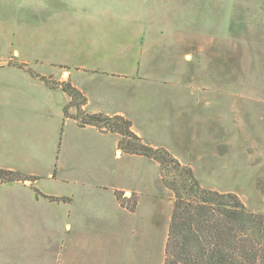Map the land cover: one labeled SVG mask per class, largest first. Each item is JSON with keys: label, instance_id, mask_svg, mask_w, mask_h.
Instances as JSON below:
<instances>
[{"label": "rangeland", "instance_id": "rangeland-1", "mask_svg": "<svg viewBox=\"0 0 264 264\" xmlns=\"http://www.w3.org/2000/svg\"><path fill=\"white\" fill-rule=\"evenodd\" d=\"M91 11L98 15H86ZM150 15L157 18L158 32L135 34L137 28L132 23L144 16L147 26ZM121 18L118 24L114 22ZM86 27L98 31L84 32ZM112 27L125 31L116 34ZM170 29L171 33L163 32ZM117 53L121 56L114 57ZM0 60L9 61L0 66V108L11 77L19 79L26 73L41 84L40 76H32L28 68L51 81H70L72 85L78 82L83 90L74 86L87 100L82 79L85 75H94L98 80L107 77L109 89L130 96L138 91L155 92L158 99L166 96V101L178 96L182 100L178 104L180 117L169 120L174 122L175 137L168 139L170 147H158L167 148L190 165L205 188L235 192L250 210L264 212V0H108L76 6L58 1L0 0ZM13 62L27 67L20 68ZM43 83L46 105L37 139L20 145L3 144L5 115L0 113V167L5 162L18 161L21 171L40 177L37 182L16 184L32 187H27L30 199L36 186L43 190L37 196L46 202L64 201H51L43 195L73 201L71 211L76 213L90 214L92 210H86V205L111 204L113 196L117 198L116 192L122 195L120 201L116 199L118 203L130 212H136L139 203L155 205V233L151 221L150 239L144 233L135 234L126 237L125 244L133 245L143 264H164L175 196L164 185L158 162L154 161L158 165L155 169L150 165L141 172L151 183L150 192L135 188L139 186L133 190L113 187L120 178L119 171L123 170L122 180L128 182L141 167L114 156L111 136L81 134L72 124L63 126L62 131L66 93ZM69 100L68 97L66 104ZM137 100H151L150 109L140 111L139 117L155 114L157 99ZM87 105L88 102L83 108L90 112ZM70 112L75 113V109ZM41 113L39 106V118ZM156 116V122L164 123L163 112ZM35 117L36 114L14 113L12 123L14 128H21L26 119ZM124 117L131 120L134 131L131 116ZM147 132L144 131L146 135ZM116 135L120 140L121 136ZM106 167L109 174L103 173ZM4 196V188L0 187V199ZM132 205L134 210L130 209ZM53 209L55 216L41 222L17 223L21 220L7 216L4 202L0 201V264H43L61 243L70 241L80 221L76 225L74 217L67 218L69 208L63 203L55 204ZM20 211H16L17 216ZM140 213L148 211L141 209ZM82 228L88 231L92 226ZM94 233L96 237L101 235L99 229Z\"/></svg>", "mask_w": 264, "mask_h": 264}, {"label": "crops", "instance_id": "crops-1", "mask_svg": "<svg viewBox=\"0 0 264 264\" xmlns=\"http://www.w3.org/2000/svg\"><path fill=\"white\" fill-rule=\"evenodd\" d=\"M24 1H36V2H48V1H58L63 3H75V6L78 5V3H86V2H98V1H108V0H24ZM91 11V13L87 12L86 15L95 14L98 15L97 12ZM94 16H90V18H93ZM88 19V17L86 16ZM123 21L121 19H117L114 21L118 24V22ZM131 23V22H130ZM145 23V17L140 16L138 17L134 23L136 25V30H134L135 34H142V33H148V34H155V32H158L157 28V18L156 16H151L146 21L147 26L144 25ZM87 29L84 30V32H92L95 33L98 30L94 28L86 27ZM115 27H112L111 31L116 34H123V30L114 29ZM138 28H141L140 30ZM107 30V29H106ZM78 32V31H77ZM163 32L171 33L172 30H164ZM105 48V47H104ZM100 49H103V46L100 47ZM112 50V48H109ZM113 52V50H112ZM114 53V52H113ZM121 56L120 53L114 54V57ZM96 64L102 65V62H97ZM83 82L86 84L84 86L86 90V94L88 93V105L90 112L92 113H105L107 115H128L131 116L133 119V126H134V132L139 135L140 137H144V140H148V145L158 147V146H165L170 147V144H168V139H172L175 137V133L173 129L175 128L174 122H171L169 120H172L173 118H179L180 117V111L178 104H182V100L177 98L178 96H171V100L166 101L164 98L158 99L157 93L155 92H137L130 96V94H125L124 92L120 90L115 89H109V84L107 81V77L103 79H99L96 76L88 75L84 76ZM121 82V81H120ZM119 84V83H116ZM39 85H42L41 92L38 90ZM78 88H83L78 84H74ZM6 89H5V103L2 108H0V113H4V123L5 128L1 132V139L3 144H6L7 146H12L13 143H16L17 145H20L21 143H25L28 139L30 142L31 139H37L40 136L39 133V121L43 119V107L46 105L44 103V96H45V85L41 81H35L32 77H29L26 75V73H23L21 75V78L19 79L17 77H11L10 80L6 83ZM149 93H151V97L149 96ZM65 94V93H64ZM142 97H147L148 99L155 98L157 100H154V104L156 106L155 108V114L152 113L146 114L142 117H139L140 111H148L150 109L149 101L148 103L139 101L137 99H141ZM65 103L62 107V112L64 105L68 101V97L65 94ZM162 101V102H161ZM146 106L147 108L143 107ZM39 106L42 110L41 118H39ZM161 107V108H160ZM160 109V110H159ZM3 110V112H2ZM163 112V121L156 122L157 121V113ZM19 112H25L26 114H36V117L34 119H26V124L23 125L21 128L15 127L13 125L14 121V113ZM168 114L170 119L168 118ZM139 123L143 121L145 123L143 126L137 125V122ZM69 124H72V128L75 130V132H79L81 134H93L96 136H99L101 138L111 136L113 145H114V156L120 160L123 159H129L134 164L140 166L141 168L135 170L136 172L134 174L133 180H128V182H124L122 178H124L125 173L122 171H119V179L112 184L113 187L116 188H122V189H135L143 190L150 192L151 183L145 175H142V170L145 171L148 167L153 166L154 169L156 168L157 163L154 162V160H149L145 158L144 156L135 155V154H126L123 153V150L119 149V137L110 132H102L99 129H97L94 126H85L81 127L77 124L75 120L66 119L64 121V112L62 117V125L67 126ZM18 130L21 131V134L18 132ZM148 131L145 134L144 131ZM179 133V132H178ZM20 136H22L23 140H20ZM145 140V141H146ZM102 142L101 140H99ZM102 145V143H101ZM107 151V150H106ZM65 153V151H64ZM123 153V154H122ZM182 159V158H181ZM142 164V165H140ZM146 166H143V165ZM151 165V166H150ZM143 167V168H142ZM147 167V168H146ZM1 168H6L10 170H23L21 166H18V161L7 164L5 162L4 166ZM62 174V169L60 170ZM114 173V170H112ZM103 173L109 174V167L105 168V171ZM33 175V174H30ZM58 177H61L59 175ZM141 177V178H140ZM143 178V179H142ZM142 179V181H141ZM38 180L34 181L37 182ZM28 182L29 181H25ZM24 182V183H25ZM135 182H138L137 184ZM129 183V184H128ZM18 182H12V183H3V185H0L1 188H4L5 196L4 199L1 198L0 201L4 202V207L6 211V215L15 218V220L20 219V222L17 223H23L28 222L30 220H37L41 222L44 218L48 219L49 217H53L54 212H52L53 206L55 204L59 205L60 203H63L65 206L69 208L67 213V218L69 220H72L71 218H75L76 225L80 221V224L76 226V229L73 231V234L70 238V241H64L60 244V248L58 251L53 252L50 254L47 259L43 260V264H143L140 259V255H137V253L134 250L133 245L125 244L126 237H130L132 235H139L141 233H144V235L150 239V225L151 221L152 224L155 220V208L156 206L148 203V204H141L139 203L137 206L136 212H130L126 207H123L118 201L117 198L113 196L114 200L111 204H92V205H86V210H92L90 214H87L85 212L76 213L72 212L73 207V201L72 202H60V203H54L45 201L43 198L38 197L36 193L34 192L33 199L29 198V194H27V189L31 188V186L24 185H16ZM128 184V185H127ZM11 185L10 187H8ZM14 185V186H12ZM134 186H139L135 187ZM28 187V188H27ZM36 187V186H35ZM155 187V182L154 186ZM37 188V187H36ZM39 189V188H38ZM43 192V190L39 189ZM45 194V193H44ZM113 195V194H111ZM32 201L34 203H32ZM105 206V207H104ZM145 206V207H142ZM20 216L16 215V211L20 210ZM24 209H29L30 212H25ZM146 209L148 211L147 214H141L140 210ZM44 210H47L48 213H45ZM11 213V214H9ZM85 220L86 225H83L82 223ZM68 224V227L70 228L69 232H72V229ZM153 224V231L155 233V225ZM83 226H92L91 230H86V228H82ZM81 227V228H80ZM99 229L101 231L100 237H96V234L94 233ZM152 231V233H153ZM115 235L114 237H109L107 234ZM107 235V236H106ZM99 240V241H97ZM99 242V243H97ZM110 242H116L115 244L112 243L110 245Z\"/></svg>", "mask_w": 264, "mask_h": 264}, {"label": "trees", "instance_id": "trees-1", "mask_svg": "<svg viewBox=\"0 0 264 264\" xmlns=\"http://www.w3.org/2000/svg\"><path fill=\"white\" fill-rule=\"evenodd\" d=\"M20 68L24 63L13 62ZM40 76L50 88H61L70 98L64 106V118L72 117L81 127L94 126L119 134V147L128 154L150 158L158 162L161 179L174 196V206L166 242L164 264H264V212L250 210L239 195L202 186L193 168L182 163L165 147H153L132 130L130 119L122 115L90 113L83 107L85 94L70 81H51ZM74 108L75 113L70 110ZM73 114V115H71ZM62 125V131H63ZM39 176L21 170L0 167L2 183L36 181ZM36 195L41 191L33 187ZM120 201L122 195L116 192ZM46 196L51 201L67 198ZM135 205L130 207L134 210Z\"/></svg>", "mask_w": 264, "mask_h": 264}, {"label": "water", "instance_id": "water-1", "mask_svg": "<svg viewBox=\"0 0 264 264\" xmlns=\"http://www.w3.org/2000/svg\"><path fill=\"white\" fill-rule=\"evenodd\" d=\"M9 64L8 60H0V66Z\"/></svg>", "mask_w": 264, "mask_h": 264}]
</instances>
